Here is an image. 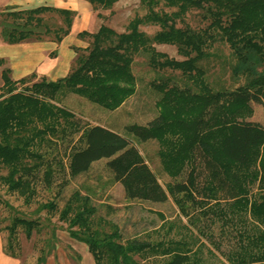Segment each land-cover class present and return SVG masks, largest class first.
<instances>
[{
	"label": "trees",
	"instance_id": "1",
	"mask_svg": "<svg viewBox=\"0 0 264 264\" xmlns=\"http://www.w3.org/2000/svg\"><path fill=\"white\" fill-rule=\"evenodd\" d=\"M90 1L108 4L112 0ZM145 1L146 8L131 14L121 28L103 19L92 29L79 28L78 33H88L89 41L85 49L75 52L62 74L29 78L28 72L11 77L1 67L0 166L4 169L0 181L25 200L37 180L46 186L52 182V194H56L69 176L85 169L92 158L104 155L108 177L120 181L125 195L160 199L170 193L185 214L183 199L188 197L202 205L201 211L209 207L223 221L231 215L241 219L246 211L255 218L254 230L241 226L236 229V239L225 247L210 237L212 244L226 259L223 264L264 260V123L246 116L251 110L249 99L264 102V0H163L171 5L167 8L153 7L155 0ZM190 6L197 7L202 23L193 25L182 19ZM43 8L57 10L61 22L49 26L42 19ZM73 11L71 6L50 2L8 7L9 18H0V33L14 39L50 31L47 34L58 38L67 30ZM142 19L157 26L147 32L138 25ZM215 39L224 40L232 54L229 75L241 77L231 85H213L206 76L212 51L208 45ZM154 40L172 41L181 55L166 53ZM135 53L152 67L172 68L149 79L158 89L157 106L145 120L125 121L124 130H118L97 120H79L70 107L57 101V92L67 87L103 106L117 104L133 89L131 60ZM131 136H154L160 143L156 153L161 167L183 177L163 185ZM41 139L45 147L34 144ZM61 140L64 158L55 150ZM55 175L58 177L52 179ZM253 182L257 186L252 190ZM83 186L82 191L72 186L59 206L51 197L41 204L49 210L55 208L56 215L65 220L67 232L85 241L93 264H212L204 260L196 244L191 246L186 240L163 243L121 236L114 221L101 225L96 220L103 217L95 218L92 213L91 187L88 183ZM37 223L34 215L12 212L2 223L6 228L4 250L16 253L9 246L17 224L28 234ZM145 249L165 255L155 263L133 255ZM47 250L39 246L30 264H43Z\"/></svg>",
	"mask_w": 264,
	"mask_h": 264
},
{
	"label": "rangeland",
	"instance_id": "2",
	"mask_svg": "<svg viewBox=\"0 0 264 264\" xmlns=\"http://www.w3.org/2000/svg\"><path fill=\"white\" fill-rule=\"evenodd\" d=\"M40 0H6L4 4H0V18H9L6 12L8 7L22 6ZM50 1V0H48ZM55 1V0H54ZM59 2V0H56ZM90 13L88 24H84L85 28L92 29L96 26L100 19L113 25L115 28L124 26L126 19L134 12L141 13L146 8L145 0H112L108 4L92 3L90 0H83ZM73 7L74 13L78 14L77 4L71 1H63V3ZM153 7L167 8L163 0H155L152 2ZM77 10V12H76ZM43 21L49 26H53L61 22L60 13L52 8H43L40 10ZM190 24H200L203 17L198 14L197 7H188L182 16ZM182 19H176L181 22ZM75 25V23H73ZM138 25L147 32L157 26V23L151 20L142 19L138 21ZM74 27V26H73ZM50 33V31H42V34ZM70 46H72V54L70 56L69 65L73 62L76 51L85 49L89 41L87 32L78 36V41H73L74 36L69 37ZM154 45L163 49L166 53L180 56L181 53L176 50L172 41L154 40ZM212 51L209 53L208 66L206 76L213 85L225 84L231 85L240 80L241 77L232 78L228 72V62L232 59V54L227 43L221 39H215L208 45ZM69 67V66H68ZM131 69L134 74V86L131 91L126 93L122 99L115 105L107 107L97 103L88 97L63 87L57 92V101L70 107L79 120L93 121L97 120L110 125L118 130H124L123 123L129 120L143 121L156 110L154 98L158 89L149 81L150 78H156L158 74L166 72L172 68L169 66L152 67L146 63L140 53L133 54L131 60ZM176 69V68H173ZM29 78L38 77L39 75L29 74ZM179 81L182 80L181 75H177ZM251 110L246 116L253 117L264 123V102L262 99H249ZM138 149L143 154L148 164L154 170L159 181L165 183L174 178H182V173L170 174L161 167L156 147L160 144L154 136H146L135 138ZM39 147H45V141L41 139L34 143ZM56 148V149H55ZM51 147L63 156L64 142L61 140L56 146ZM104 155L92 158L85 169L73 173L61 185L60 191L52 194L53 184L44 185L41 180L35 183V190L30 197L25 200L21 194L15 189L8 188L0 181V251H4L3 242L6 237V228L2 223L9 220L12 212H19L25 215H34L37 217L38 223L32 226L29 233L25 234L19 224L16 226L15 237L10 239V248L15 250V264H30L34 259L38 247L43 249H52L59 245L64 248L65 252L70 256L72 264L84 263V258L80 260L78 250L74 245L66 241L69 237L73 240L81 239L69 234L65 228V220L56 215V209H46L41 201L48 197L54 199L55 205L59 206L64 197L67 195L72 186H77L80 191L84 189L83 184L88 183L91 187L89 199L94 203L92 211L95 218L100 214V224L108 226L114 221L121 236L135 235L145 237L150 240L159 239L165 243L174 239L186 240L191 246L196 244L203 255L206 262L212 264H223L226 259L223 257L219 248L212 244L210 237L219 240V246L225 247L230 241L236 239V229L244 226L246 231L255 229V218L251 217L244 211L241 219L227 218L223 221L219 216H215L209 207L201 211L202 205L192 203L190 198L185 197L183 200L186 204L187 213H182L172 199L170 193L163 198L153 199L138 195H125L122 190L120 181L110 179L103 165ZM4 169V165L0 166V170ZM53 176L52 179L57 178ZM256 183L250 185L251 189H255ZM196 194V193H195ZM206 203V202H204ZM98 218V217H97ZM219 227L222 229L219 231ZM83 240V239H81ZM84 241V240H83ZM85 242V241H84ZM264 244V240L262 242ZM133 255L143 262H157L165 255L159 250L145 249L142 252H133ZM9 257H4L2 263L8 264ZM245 264H264V260L247 261Z\"/></svg>",
	"mask_w": 264,
	"mask_h": 264
},
{
	"label": "crops",
	"instance_id": "3",
	"mask_svg": "<svg viewBox=\"0 0 264 264\" xmlns=\"http://www.w3.org/2000/svg\"><path fill=\"white\" fill-rule=\"evenodd\" d=\"M5 1L0 0V4H4ZM63 1L68 0H59V2L56 0H40L26 5L37 2L68 5L65 4L66 2L63 3ZM69 1L72 4L78 5L77 10L79 12L76 16H71L67 30L62 32L58 38H54L46 33L39 36L25 35L14 39H6L0 33V83L2 81V66L5 67L7 74L11 77L28 72L34 75L54 77L65 72L69 66V60L72 54L69 37L74 36L75 39L73 41H78V36H81V34L77 30L84 27L82 25L85 23L88 24V19L90 18L89 10L83 0ZM66 241L76 247L80 260L84 258V263L81 264H93L91 252L83 240H73L67 237ZM3 256L9 257L8 264H15V256L2 250L0 251V263H2ZM43 264H72V262L64 248L56 245L45 253Z\"/></svg>",
	"mask_w": 264,
	"mask_h": 264
}]
</instances>
